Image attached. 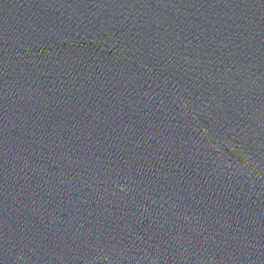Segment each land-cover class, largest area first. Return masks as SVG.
Instances as JSON below:
<instances>
[{"label": "water", "instance_id": "1", "mask_svg": "<svg viewBox=\"0 0 264 264\" xmlns=\"http://www.w3.org/2000/svg\"><path fill=\"white\" fill-rule=\"evenodd\" d=\"M0 264H264V0H0Z\"/></svg>", "mask_w": 264, "mask_h": 264}]
</instances>
